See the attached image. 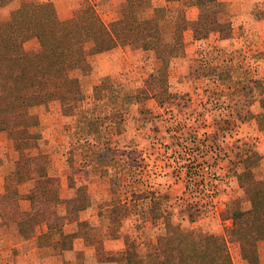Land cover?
I'll list each match as a JSON object with an SVG mask.
<instances>
[{
    "label": "rangeland",
    "instance_id": "obj_1",
    "mask_svg": "<svg viewBox=\"0 0 264 264\" xmlns=\"http://www.w3.org/2000/svg\"><path fill=\"white\" fill-rule=\"evenodd\" d=\"M91 1L106 23L120 19L121 4L132 2ZM143 1L149 14H153L166 0ZM12 2L13 6H19L12 12V16L24 5L50 2L63 25L73 28L82 13L84 0ZM220 3L219 20L231 23L234 35L219 39V35L212 34L209 22L200 19L205 24L200 27L201 33L204 32L202 28L208 26L212 36L205 43L195 44L200 38L197 34H190L188 29L189 25H197L188 22L184 40L190 44L188 54L184 45L182 57L169 58L166 43L163 42L148 52L143 51L141 45L135 44L126 50L125 47H118L92 56L82 72H77V64H71L70 70L82 82V94L78 99L82 98L83 101L79 100L75 107L72 102L78 99L66 102L65 114L56 110L55 106L52 114L47 108L39 110L40 145L52 177L40 182L27 181L24 172L29 164L19 158L16 140L10 138L13 146H8L10 150L14 148L15 153H5L2 150V142L5 141L0 138V156L9 166L12 163L4 179L7 192L14 190L23 193L26 188H40L49 198L61 201V209L64 201L59 197L64 196V200L69 202L73 194L69 191V183L76 170L81 183L76 205L81 208L90 204L91 200L82 192L90 188L96 190L101 186L102 196H98L99 205L95 208H103L107 203L116 205L117 214L110 216L115 225L109 231L114 236L121 230L116 223L118 217H132L127 214L128 207L125 210L118 201L130 202L132 206L140 197L135 176L142 175L147 181L150 170L165 169L170 176L167 180L158 179L156 183L166 186L167 191L163 190L162 195L156 198L171 200L176 208H183L180 211L185 209L190 214L194 210L189 212L186 209L199 202L200 191L208 192V204L211 207L208 210L211 213L206 211L204 215L215 218L220 217L221 210L225 209L224 203L233 196L237 205L231 218L235 212H240L246 221H250L251 203L244 193L245 189L251 180L264 182V0H220ZM191 7L199 10L197 6L188 7L186 17ZM250 10L252 17L249 16ZM7 12H2L0 24H4L2 22ZM171 32L172 29L164 23L165 41L170 40ZM236 37L242 41L241 45H236L234 52L228 53L220 48L223 41ZM35 46L31 41L27 43L26 49L33 50ZM168 59L175 60L171 71L168 70ZM6 82L7 74L0 72L1 85ZM116 84L122 86L127 94H114ZM151 158L154 163H151ZM116 170L126 171L128 175L118 177L116 182L113 179ZM240 170L244 174L249 170L252 172L246 174L243 183L237 178V184L235 177L242 175ZM87 174H93V180H88ZM220 203H223L222 207H219ZM90 211L70 215L59 210L65 233L72 235L76 232L78 240L89 249V253L94 243L91 236H98L103 231L99 227L94 232L95 222L92 221L91 224H85V227H78L75 218L87 216ZM97 214L102 217L99 210ZM101 219L103 223L110 221L108 215ZM41 221L37 215L30 220V224L39 233H42L38 229ZM197 224L186 227L197 229ZM231 226L224 228L223 225L219 228L218 233L227 239L221 242L214 236L219 243H228V229ZM195 229L198 238L204 237ZM17 231L19 233L18 227ZM1 232L7 242L0 245V264H19L15 247L17 242L12 238L14 232ZM46 236L47 239L51 238L50 235ZM42 241L37 245L29 243L28 252L35 255L33 252L38 246L41 255L28 259L24 264H49L50 241L44 238ZM131 242L130 249L134 246ZM230 247L234 264H246L238 247L232 244ZM26 250L27 247H24ZM257 250L261 264H264V242L258 244Z\"/></svg>",
    "mask_w": 264,
    "mask_h": 264
},
{
    "label": "trees",
    "instance_id": "obj_2",
    "mask_svg": "<svg viewBox=\"0 0 264 264\" xmlns=\"http://www.w3.org/2000/svg\"><path fill=\"white\" fill-rule=\"evenodd\" d=\"M12 1L0 0V9ZM220 5V0H166L149 14L143 0H132L121 4L120 19L106 23L95 4L84 0L77 24L66 28L53 4L47 2L24 5L13 14L18 21L0 24V72L7 74L6 84L0 83V131L16 140L19 158L28 162L29 168L24 172L27 181L52 177L40 145L39 110L47 108L52 114L56 107L65 114V103L81 96L82 82L70 70L71 64H77V72H82L92 56L135 44L148 52L163 42L169 58L182 57L188 29L186 10L190 6L199 8L200 19L209 22L212 34L219 35V39L234 35L232 24L219 20ZM164 23L172 29L170 40L166 41ZM31 41L36 46L27 50ZM114 94L127 93L116 84ZM244 193L251 203V220L246 221L242 213L235 212L228 243L221 244L211 235L198 238L190 227L168 221L166 233L157 237L158 253L150 264H234L230 244L238 247L246 264H261L257 248L264 242V182L251 180ZM207 194L200 191L203 198L187 209L194 210L189 214L191 219L211 208ZM61 205V201L49 198L40 188H26L23 193L11 190L0 196V218L4 223L16 224L22 239L31 241L36 228L30 220L41 214L55 254L61 255L79 237L76 232L65 233L60 222ZM129 264L138 263L132 260Z\"/></svg>",
    "mask_w": 264,
    "mask_h": 264
},
{
    "label": "crops",
    "instance_id": "obj_3",
    "mask_svg": "<svg viewBox=\"0 0 264 264\" xmlns=\"http://www.w3.org/2000/svg\"><path fill=\"white\" fill-rule=\"evenodd\" d=\"M35 1V0H34ZM12 2L8 5V7H4L0 10V16L3 11H8L6 15V19L3 20L2 23H11L16 18L12 16V12L16 11L19 6L15 7V4L13 6ZM33 3V2H28ZM225 3V2H224ZM230 6V5H229ZM5 9V10H4ZM192 12L193 14H191ZM3 15V14H2ZM249 16L252 17L251 10L249 11ZM187 18L189 24L197 25L191 27L189 25L188 32L193 35H198V38H200V41H196L195 44L199 43H205L208 41V39L212 36V34L209 31L208 26H204L202 30L204 32L201 33L200 27L201 25H205L204 23L200 22V13L199 10L196 7H191L187 11ZM242 39H239L238 37L232 38L226 41H223L222 46L220 47L224 51H227L228 53H232L236 49V45H241ZM186 53L188 54V46L190 42L187 40L185 43ZM130 46L125 47L126 49H129ZM139 48V47H138ZM169 60V59H168ZM174 61L175 60H169L168 64L170 67L168 68L169 71L173 70L174 68ZM170 72H168L169 74ZM165 87L164 89H166ZM84 99V98H83ZM79 100L83 101L82 98L78 99L75 102H72L74 105H78L80 102ZM81 129V128H80ZM0 138L3 139L2 142L4 146L2 147L3 152L9 151V153H15L13 152V149H8V146H13V140H11L5 133L0 131ZM15 141V140H14ZM8 149V150H7ZM8 153V152H5ZM1 155V154H0ZM0 159H2V156H0ZM0 196L7 193V189L4 188V179L8 173V167L11 166L12 163H10V166L4 161V159L0 160ZM155 161L151 158V163H154ZM159 162V161H158ZM88 171V170H86ZM250 174L252 171H246ZM167 170L163 169L161 171L159 170H153L149 172V180H145L144 177L141 175H136V181L137 186H139L140 190H138V200H135L131 206L130 202H122L118 201L119 205L121 207L125 208V210L128 207L127 214L130 216H124L121 218L118 217L117 224L121 227V230L118 232V235H110L109 231L114 227L115 223L111 220L110 216H113L117 214V208L116 205L107 203L103 208H95L98 207V196H102L101 192L102 189L101 186H99L96 190H93L90 188V190H85V192H82L85 194L86 198L91 200V203L84 206V207H78L76 205V199L78 197L79 187L81 186V183L78 181L76 170L74 171V176L72 175V181L69 183V191L72 192V197L69 198V202H66L64 200V196L59 197V199L64 201V204L61 211L68 212V214H85L88 210H91L87 216L75 218L77 223H86L91 224L92 222H95L93 224V231L96 230V228H101L102 233L98 236H91L92 241L94 242L92 245V250H90V253L88 252L89 249L85 248L82 245V241L76 239L74 241V245L71 249L64 251L61 255H56L54 248H53V240L52 238L49 239V245H50V256L48 257V260H50L49 264H129V261H136L138 264H150L151 260L155 257V255L158 253V246H157V237L165 234L166 224L168 221L173 223L174 225H180L182 227L192 226L194 227L195 224L199 225L193 229L196 230V232L200 233L202 236H208L213 235L216 238H219L218 240L221 242H226V236L223 234L218 233L219 228L224 225V228H228L231 226L232 218L231 214L233 210L237 205V201L233 196L227 200V202L224 203L225 209L221 210L220 217L215 218H207L206 215L203 217H194L191 219L189 217V214L185 211H180L179 209L183 208H176V206L170 201L165 200L164 198H156L157 195H162L163 190L166 192L167 188L166 186H163L161 184L156 183V180L164 178L167 180V178L170 176V174H167ZM240 173L242 175H237L236 183L238 184L237 178L241 180L243 183V180L246 176L244 174L243 170H240ZM121 174V175H120ZM88 180H93L92 175L93 174H87ZM120 175V176H119ZM128 174L126 171L116 172L113 175V179L116 180L117 178L126 177ZM138 178V179H137ZM88 181V182H90ZM149 181V182H148ZM148 182V183H147ZM166 185V184H165ZM116 186V185H115ZM61 188V186H59ZM62 189V188H61ZM62 190H65L64 187ZM237 191V190H236ZM236 191L234 193H236ZM156 195V196H155ZM161 197V196H160ZM96 198V200H94ZM122 199V198H121ZM117 200V199H116ZM111 201V198L109 199ZM121 203V204H120ZM223 203H220L219 207H222ZM102 212V217L100 214L96 215L97 211ZM187 210V209H186ZM240 210V209H239ZM209 213H211V210H207ZM104 214V215H103ZM106 215H108V218L110 221L103 223L101 218H106ZM42 219L40 226H38V229L42 230V233H39L36 228V236H33L31 238V241H24L22 237H20L17 226L15 224H8L4 223L0 218V231L9 230L11 232H14V240L17 242V245L15 246L18 255L17 259L19 260V264H24L27 262L28 259L33 257H38L41 255V249L36 246V249L34 250L35 255H31V252H28V245L29 243H33L37 245V243H42V239H47L46 235L48 234V228L45 224L44 218L41 214L37 215ZM201 216V215H200ZM133 218V219H132ZM223 221V222H222ZM231 223V224H230ZM9 228V229H8ZM192 228V227H191ZM134 232V234H129L128 232ZM95 232V231H94ZM47 233V234H46ZM42 237V239H41ZM132 241V242H131ZM7 242L6 237H4V234L1 232L0 234V245ZM133 243V248L130 249L129 243ZM32 245V244H31ZM24 247H27V252L24 251ZM32 250V248H30ZM29 249V250H30ZM26 252V253H25ZM2 253V251H0ZM40 258V257H39Z\"/></svg>",
    "mask_w": 264,
    "mask_h": 264
}]
</instances>
